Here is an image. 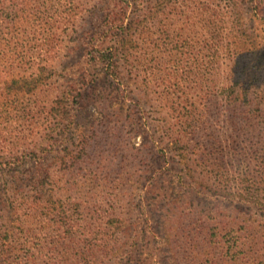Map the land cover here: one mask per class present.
<instances>
[{
	"label": "rangeland",
	"instance_id": "rangeland-1",
	"mask_svg": "<svg viewBox=\"0 0 264 264\" xmlns=\"http://www.w3.org/2000/svg\"><path fill=\"white\" fill-rule=\"evenodd\" d=\"M228 1L0 0V264H264V50L213 51L264 6Z\"/></svg>",
	"mask_w": 264,
	"mask_h": 264
},
{
	"label": "trees",
	"instance_id": "trees-1",
	"mask_svg": "<svg viewBox=\"0 0 264 264\" xmlns=\"http://www.w3.org/2000/svg\"><path fill=\"white\" fill-rule=\"evenodd\" d=\"M256 2H258L257 6H258V11L262 12V8L264 6V0H256ZM238 7V3L234 2L233 0L228 1V11H227V20L226 23H230L229 26H231L233 24L234 21H238L239 19H242L241 14L237 13L235 18L233 19V21H231L233 15L235 14V10ZM125 15V11L124 10H120L118 17L119 18H123ZM233 26V25H232ZM237 28H233L236 27ZM233 26V27H229V30H226V39L228 41L227 44L223 45L224 48V52H223V48H220L219 45L213 49L214 52L218 53L219 55H223L224 59L227 60L228 63H231L235 66L237 63H239L240 59L243 60V65L244 68H246L249 64V58L242 54L241 52H243L244 50H248V53H250L253 56H259V55H263L260 54L263 50H264V44L262 43V40L264 38V28H260L259 30H254V31H249L246 29L242 28V25L239 24ZM121 30H119L120 32ZM127 34H123L118 42H117V46L112 48L109 53L107 55H100L98 56V60L102 63L105 64L108 69H110L111 75L112 77H116V71H117V67H116V63L115 61L117 60L118 55H122L125 54L127 52L126 50V36ZM262 43V44H261ZM239 45H246V47L243 48H239ZM262 48V49H261ZM126 58V56H124ZM114 74V75H112ZM172 75L169 76V81L170 79H172ZM164 80V79H163ZM170 87H172V85L170 84ZM7 90L10 89V87H6ZM255 93L257 94H263L262 92L259 91H255ZM168 95V94H167ZM216 94L211 93V97L214 98ZM254 94H249V96H245L243 97L244 100L242 101H246V105L249 106V108L255 104L258 103V106H261V101L259 99V96H255L254 98H251V96ZM162 100H166L165 97L161 98ZM262 112V108L259 110V113ZM264 117V114H261V118ZM188 126H190L188 124ZM1 164V163H0ZM254 248L251 249V251ZM256 251H264V248H259Z\"/></svg>",
	"mask_w": 264,
	"mask_h": 264
}]
</instances>
